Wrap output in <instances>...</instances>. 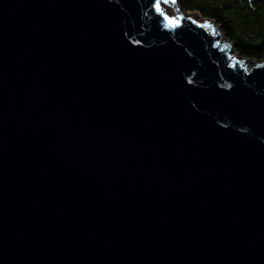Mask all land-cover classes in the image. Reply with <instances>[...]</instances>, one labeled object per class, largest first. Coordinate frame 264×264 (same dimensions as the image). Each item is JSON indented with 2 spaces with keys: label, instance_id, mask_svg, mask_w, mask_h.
Listing matches in <instances>:
<instances>
[{
  "label": "water",
  "instance_id": "obj_1",
  "mask_svg": "<svg viewBox=\"0 0 264 264\" xmlns=\"http://www.w3.org/2000/svg\"><path fill=\"white\" fill-rule=\"evenodd\" d=\"M197 15L0 0V264H264V59Z\"/></svg>",
  "mask_w": 264,
  "mask_h": 264
},
{
  "label": "trees",
  "instance_id": "obj_2",
  "mask_svg": "<svg viewBox=\"0 0 264 264\" xmlns=\"http://www.w3.org/2000/svg\"><path fill=\"white\" fill-rule=\"evenodd\" d=\"M178 5L213 20L240 57L264 59V0H178Z\"/></svg>",
  "mask_w": 264,
  "mask_h": 264
},
{
  "label": "rangeland",
  "instance_id": "obj_3",
  "mask_svg": "<svg viewBox=\"0 0 264 264\" xmlns=\"http://www.w3.org/2000/svg\"><path fill=\"white\" fill-rule=\"evenodd\" d=\"M162 7L165 8L166 11H167L168 13H172V10L169 8V6H167V5H165V4H162ZM219 33H220V34L222 33L221 29H219ZM223 37H224V36H223ZM224 38H225V37H224ZM233 48H234V47H233ZM231 52H232V53H235V54L237 55V53L234 51V49H232Z\"/></svg>",
  "mask_w": 264,
  "mask_h": 264
},
{
  "label": "bare ground",
  "instance_id": "obj_4",
  "mask_svg": "<svg viewBox=\"0 0 264 264\" xmlns=\"http://www.w3.org/2000/svg\"><path fill=\"white\" fill-rule=\"evenodd\" d=\"M195 18H196V19H200V16L197 15V16H195ZM231 54L234 55L235 53H232V52H231ZM236 56H237V55H236Z\"/></svg>",
  "mask_w": 264,
  "mask_h": 264
}]
</instances>
